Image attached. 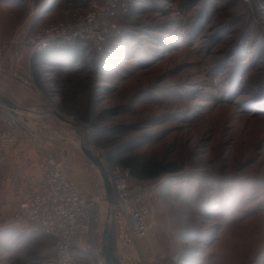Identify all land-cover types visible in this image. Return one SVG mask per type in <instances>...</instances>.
Returning <instances> with one entry per match:
<instances>
[{"label": "rangeland", "instance_id": "374dc122", "mask_svg": "<svg viewBox=\"0 0 264 264\" xmlns=\"http://www.w3.org/2000/svg\"><path fill=\"white\" fill-rule=\"evenodd\" d=\"M43 1L34 0L35 16L25 4L0 9V43L18 37L11 36L25 20L53 24L89 5ZM123 1L116 36L96 48L100 58L86 47L81 63L39 55L43 66H19L36 84L39 76L53 97L50 127L27 126L63 158L84 192L103 179L82 144L106 166L143 156L170 168L143 180L153 191L156 224L147 238L133 242L141 260L161 253L165 264H264V0ZM31 34H21L22 40ZM81 88V110L70 113V96ZM86 107L88 120L82 117ZM12 144L28 147L21 167L37 153L42 176L47 152L28 141ZM16 150L7 153L0 173ZM18 169L15 164L9 181H0V258L38 264L52 254L54 239L37 225L13 220L21 196L16 187L30 188L24 185L29 174L20 179ZM115 214L106 213L105 227ZM122 262L131 264L126 257Z\"/></svg>", "mask_w": 264, "mask_h": 264}, {"label": "built area", "instance_id": "2783aa9c", "mask_svg": "<svg viewBox=\"0 0 264 264\" xmlns=\"http://www.w3.org/2000/svg\"><path fill=\"white\" fill-rule=\"evenodd\" d=\"M23 1L30 16H35L38 9L34 0ZM126 7L123 0H89L86 10L74 13L68 20L37 26L25 40L15 37L1 42L0 74L11 76L27 89L37 88L31 72L24 74L19 70L25 45L39 51L53 41H79L84 47L101 49L117 28L114 22L117 14ZM19 141L34 143L39 150L47 152L44 174L39 178L41 189L35 192L17 186L21 196L13 212L15 223L37 225L54 239L52 254L38 264H105L104 234L111 229L104 223L107 212L115 211L123 216L129 232H122L119 237L127 242L147 238L153 231L156 224L153 191L143 181H133L130 168L106 166L115 204L107 201L104 182L93 192H84L71 178L63 158L50 152L47 141L23 124L0 99V165L7 162V146ZM144 261L165 264L161 253ZM0 264L8 263L0 258Z\"/></svg>", "mask_w": 264, "mask_h": 264}, {"label": "crops", "instance_id": "0c3cea01", "mask_svg": "<svg viewBox=\"0 0 264 264\" xmlns=\"http://www.w3.org/2000/svg\"><path fill=\"white\" fill-rule=\"evenodd\" d=\"M23 5L24 3L21 0H0V9H4L8 7V8H11L10 10L16 11L19 8H23ZM35 20H36V17H33L28 21L25 20L24 22L21 23V25L18 24L16 26L15 34L13 33L11 37H13L14 35H19L18 37L22 39L21 34L22 35L31 34L37 28V24L40 23V21H38L39 23L35 24L36 23ZM59 42H66V41H53L48 46L41 49V51L39 50L38 52H35V53L30 52L29 50L30 47H27L25 45V51H23L22 59L20 60L21 62H19V66L22 67L23 70L25 69L30 70L31 69L30 65L34 66L36 63L37 64L41 63L39 65L43 66L42 62H40V60L38 62L36 61V59H39V55L41 56V58L42 57L45 58L47 56V52L50 49V46L53 43H59ZM2 76L4 77H0V94L8 99H11L23 109V110L22 109L17 110L18 111L17 117L19 118V120L23 124L29 125L33 128L50 127V123L52 121V117H50V114L53 113V111L49 108V106L53 101V99H51L53 97L49 96L45 88L42 87L41 81L39 80V76L36 78L37 88H31V89L25 88L21 83H19L16 79L12 78L9 75H2ZM52 135L57 136L58 131H53ZM14 145L9 144L6 148L7 153H10V154L13 148H17L16 150L17 153H13L15 159L13 158L9 164L4 166L6 167V169L5 171H2L0 173V181L1 180L2 182L9 181L8 177L10 176V172L13 171V169L15 170V164H17L19 167L18 169L19 172L16 176L22 179V176L25 177L26 174H29L28 182L25 183L24 185H29L31 190L35 192L39 191L42 187L41 182L39 180L40 178L39 173L42 171L43 168L41 164L39 165V162H37V156H38L37 153H35V156L34 155L31 156L29 154L30 158L26 159L29 163L25 164L24 167H21L20 166L21 158L19 157L25 156L26 158L27 155L25 154L27 153V151L25 152V150H28L27 149L28 147L22 148L21 150L20 148L16 147V144ZM109 224L111 226L110 231L113 230V234L115 235L116 240H117V246H116V251H115L116 256L119 257L121 260L124 257L128 258V261H130L131 264H145V261L139 258L138 250L136 251V253H134V250L136 249L135 244H133V242L131 243L127 242L126 240H123L119 237L121 233L119 234L120 227L118 226V224L121 225V232L128 234L127 232L128 226L123 216L116 213L115 220L111 219V222ZM119 239H121L120 242H119ZM140 247H141V250L139 249V251H141L144 257L145 256L147 257L148 255L144 253L145 248L143 249L142 244L140 245Z\"/></svg>", "mask_w": 264, "mask_h": 264}, {"label": "trees", "instance_id": "16d2710c", "mask_svg": "<svg viewBox=\"0 0 264 264\" xmlns=\"http://www.w3.org/2000/svg\"><path fill=\"white\" fill-rule=\"evenodd\" d=\"M46 1H50V0H45L43 2ZM80 1L81 0H68V2L71 4H77V2ZM118 30H119V26L117 25V28L111 32L106 42L103 44L102 48L104 47V45L111 43L109 42L110 38H112L113 36L112 39H114V37L116 36V35L114 36V34ZM85 48L86 47H84L79 41H76L74 43H68V42L53 43L50 46L49 51L47 52V56H48L47 59L50 58L51 60V58H53L54 61H59L58 63L63 64L65 61H71V59L78 57V62L81 63L83 52H85ZM92 51L94 55H97V58L101 57L102 51L97 50L96 48H92ZM50 60L48 59V61ZM80 85H82V83ZM260 89H263L264 91V86L263 88L261 87ZM83 90L84 89L81 88L79 92L76 91L75 93L71 94L70 104L71 103L72 104L69 106L70 113L79 114L81 109L79 108L80 104H79L78 95ZM256 103L255 104L253 103V106H256L257 105ZM82 117L84 120H88L89 116H88L87 107L84 113L82 114ZM121 163L122 166L130 168L132 178H136L140 181L156 179L159 176H161L163 173L170 172V168L168 166L160 162H152L150 159H146L143 156L126 157L122 159Z\"/></svg>", "mask_w": 264, "mask_h": 264}, {"label": "water", "instance_id": "95a60500", "mask_svg": "<svg viewBox=\"0 0 264 264\" xmlns=\"http://www.w3.org/2000/svg\"><path fill=\"white\" fill-rule=\"evenodd\" d=\"M0 99L8 107L11 108L13 114L16 116L18 115L17 110L22 109L14 101L2 96L1 94H0ZM55 114L58 115L57 112ZM81 148L83 152L87 155V157L97 166V168L100 171V174L104 182L105 190H106L107 201L110 204H115V194H114L113 187L108 178V171H107L105 163L101 160L100 156L95 155L92 152V150L87 148L84 144L81 145ZM116 246H117V240H116L115 235L113 234V230L109 232L105 231L104 240H103V256H104L105 264H123L122 260L116 256V252H115Z\"/></svg>", "mask_w": 264, "mask_h": 264}, {"label": "bare ground", "instance_id": "6f19581e", "mask_svg": "<svg viewBox=\"0 0 264 264\" xmlns=\"http://www.w3.org/2000/svg\"><path fill=\"white\" fill-rule=\"evenodd\" d=\"M41 51V50H40Z\"/></svg>", "mask_w": 264, "mask_h": 264}]
</instances>
